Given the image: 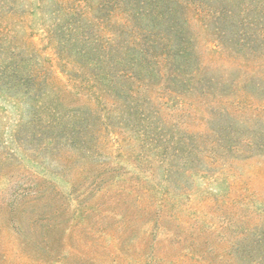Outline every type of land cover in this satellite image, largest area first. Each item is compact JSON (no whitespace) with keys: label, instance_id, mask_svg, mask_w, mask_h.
<instances>
[{"label":"rangeland","instance_id":"1","mask_svg":"<svg viewBox=\"0 0 264 264\" xmlns=\"http://www.w3.org/2000/svg\"><path fill=\"white\" fill-rule=\"evenodd\" d=\"M21 21L0 29V65L38 61L54 102L49 113L89 114L87 99L66 89L67 53ZM197 36L207 77L243 75L208 34ZM225 88L203 96L230 98L235 91ZM0 94L13 98H0V264H245L237 236L249 240L255 225L264 230V156L260 148L242 156L229 149L249 138L258 147L254 132L264 134V117L235 111L246 125L231 126L236 135L228 139L206 100L180 97L192 103L153 113L143 141L145 125L128 119L120 134L117 124L94 122L70 135L29 108L25 88L2 87ZM218 138L223 151L201 153V144L210 148ZM181 139L194 144L185 147Z\"/></svg>","mask_w":264,"mask_h":264},{"label":"trees","instance_id":"2","mask_svg":"<svg viewBox=\"0 0 264 264\" xmlns=\"http://www.w3.org/2000/svg\"><path fill=\"white\" fill-rule=\"evenodd\" d=\"M24 17L25 27L29 24L40 32L54 51L67 53L66 89L86 98L92 111L81 117L76 110L67 116L51 115L54 102L48 79L38 61L31 59L2 60L0 90L25 88L29 108L42 110L47 125L52 119L70 135L94 122L103 127L117 124L114 128L120 134L127 131L128 119L145 125L139 136L143 141L146 128L154 125L152 114L158 116L162 107L177 111L192 103L178 98L197 96L205 101L203 95L223 92L227 86L235 91L230 98L206 100V106L229 130L228 139L236 135L231 126L246 125L233 115L264 117V0H0V29L9 31V23L19 18L22 23ZM199 30L208 34L216 49L234 57V68L244 69L243 75L232 80L207 77V67L197 58ZM0 98L13 99L3 94ZM213 108H218L217 114ZM254 134L262 139L258 147L249 138L229 152L242 156L253 147L262 149L264 156V134ZM222 140H214L210 148L201 144V153L223 151ZM179 141L185 147L194 144L190 139ZM258 228L249 230V240L242 233L237 236L243 237L237 244L245 264H264V230L259 233Z\"/></svg>","mask_w":264,"mask_h":264}]
</instances>
